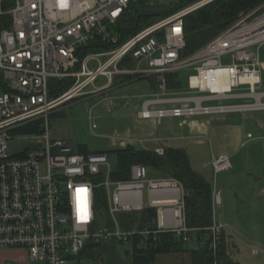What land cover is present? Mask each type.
<instances>
[{
	"label": "built area",
	"instance_id": "2783aa9c",
	"mask_svg": "<svg viewBox=\"0 0 264 264\" xmlns=\"http://www.w3.org/2000/svg\"><path fill=\"white\" fill-rule=\"evenodd\" d=\"M5 1L10 2L7 8ZM211 1L194 0L125 35L120 28L133 5L164 3L168 9V0H0V250H23L27 260L41 264H81L78 255L90 241L128 244L139 236L144 242L146 236L155 238L168 230L189 238L185 223L172 228L175 217L184 219L183 189L176 179H147V167L135 163L129 179L112 181L106 152L74 151L70 141L68 145V140H53L48 120L57 105L80 92L98 95L116 84L151 76L158 78V91L143 100L139 110L143 119L264 109L258 55L264 43V2L242 13L192 54L182 53L184 17ZM93 41L106 47L80 57L78 51ZM188 66L194 72L182 94L163 97L164 73ZM100 76L106 80L98 85ZM51 78L74 81L57 97L50 92ZM39 122L42 129L28 131L32 147L11 153L9 142L16 131L35 129L24 126ZM251 138L247 132L241 147ZM153 150L163 154L164 146ZM211 164L215 172L232 167L224 153L213 157ZM103 172L106 177L95 182ZM99 185L107 191L110 226L96 221L94 189ZM221 197V190L213 188L214 218L208 227L213 235L226 227L215 221ZM146 206L156 208L154 226L127 230L116 219L119 212Z\"/></svg>",
	"mask_w": 264,
	"mask_h": 264
},
{
	"label": "rangeland",
	"instance_id": "374dc122",
	"mask_svg": "<svg viewBox=\"0 0 264 264\" xmlns=\"http://www.w3.org/2000/svg\"><path fill=\"white\" fill-rule=\"evenodd\" d=\"M176 1L168 0L170 4ZM242 13L246 12H240L239 16ZM258 55L262 64L261 89H264V43L259 46ZM176 72L183 88L186 87L187 77L194 72V68L188 66L180 68ZM105 80L100 76L96 84L100 85ZM57 81L56 78H51L49 83L55 85ZM147 83L148 81L143 79L136 81L134 85L130 84L132 86H125V89L131 93H146L150 89ZM124 85L116 84L109 91ZM90 88L91 86H88L83 91ZM102 93L105 92H100L99 95ZM93 97V94L80 92V94L57 105L48 120L53 140L70 141L74 151L81 146L85 147L88 152L106 151L108 153L114 148H119L121 139L128 136L127 130L133 129L139 123L136 110L142 100L141 96L132 97L125 105L120 100L115 101V104L118 105L116 108L110 107L111 109L103 106L104 104L101 105ZM95 103L98 104L95 105ZM90 110H92L91 114ZM90 115H92V120H90ZM203 116L209 118V129L206 134L192 138L193 143L187 145L190 164L195 171L221 190V204L219 207H215V221L220 219L225 222V231L231 235L234 243V258L243 264H264V109L250 110L243 114L233 112ZM178 120L179 118L176 117L165 116L157 125L158 131L177 126ZM92 123L95 124V127H91ZM25 127L35 128L36 123ZM38 127L42 129L44 124L39 122ZM249 131L254 138L249 139L241 147V143ZM28 135L27 129L16 131L13 139L9 142L10 152L19 154L32 147ZM223 153H226L230 158L232 164L230 169L215 172L211 165L201 167L204 162L212 161V155L216 157ZM108 155L112 169L116 157L111 152ZM163 174L161 170L147 167V179H156L162 177ZM101 175H103L102 179L106 177L104 172ZM110 180L114 181L112 178ZM146 193L145 187L142 191L144 201H146ZM130 213H117V221H132L139 215L138 212ZM195 244L194 237L186 242L188 248L194 247ZM126 247L128 248V244H123V248ZM254 250H256L255 253ZM24 264L41 263L27 260L24 261Z\"/></svg>",
	"mask_w": 264,
	"mask_h": 264
},
{
	"label": "trees",
	"instance_id": "16d2710c",
	"mask_svg": "<svg viewBox=\"0 0 264 264\" xmlns=\"http://www.w3.org/2000/svg\"><path fill=\"white\" fill-rule=\"evenodd\" d=\"M194 0H177L170 4L165 13L142 14L136 5L132 6L133 11L123 24L122 33L130 34L150 23L155 17L164 16ZM264 0H213L202 7L188 13L183 20L184 36L186 46L182 51L183 55H189L204 45L222 29L228 27L239 18L240 12H248ZM10 2L5 1L4 8ZM5 18V17H4ZM7 18V17H6ZM121 26V25H120ZM106 45L99 41H93L81 48L78 55H83L105 48ZM169 88H180L181 81L177 72L164 73ZM73 78L58 80L57 84H50V92L57 96L64 92L73 84ZM39 123H36L35 129ZM77 151L87 153L88 150L81 146ZM106 152V151H105ZM111 152L115 155V165L110 171V178L113 180H126L130 178L131 165L135 163L143 164L152 169L161 170L167 177L176 179L183 189L184 200V223L189 229L188 239L194 237L195 246L188 248L187 240L183 238V233L178 234L176 230L159 232L155 238L151 235L140 242V237H134L129 248L125 252L133 259V264H153L158 253L171 251L189 250L192 264H242L234 259L232 248L234 246L231 235L223 229L219 234L213 235L208 228L213 223L212 205V184L204 176L196 172L189 160L185 149L165 147L163 154H158L154 150L135 148L133 145L114 148ZM107 153V152H106ZM107 153V154H108ZM102 174V173H101ZM98 174L94 180L100 182L103 175ZM94 206L96 221L104 225H112L110 216L107 191L102 185L94 189ZM138 212V216L132 221L119 222L124 229L141 228L149 224L155 225L156 208L146 206ZM120 212L118 214L130 213ZM131 214V213H130ZM118 220V219H117ZM100 243L90 241L84 250L78 255L80 259L93 257L94 248Z\"/></svg>",
	"mask_w": 264,
	"mask_h": 264
},
{
	"label": "crops",
	"instance_id": "0c3cea01",
	"mask_svg": "<svg viewBox=\"0 0 264 264\" xmlns=\"http://www.w3.org/2000/svg\"><path fill=\"white\" fill-rule=\"evenodd\" d=\"M144 79L148 81L147 84H148V87L150 88L146 93H139V94H137V92L131 93L125 89L126 88L125 86H128L130 84L134 85L136 82L135 81L133 83L126 84L120 88H116L112 91L108 90V92L102 95L94 94L93 98H96L98 103H101V105L104 104L103 106H107L109 108L117 107L118 104H115L116 103L115 101L120 100V102L123 105H125L134 96L136 98L137 96L139 97L141 96L142 98L136 110V117L138 118L139 123L135 125L133 129L127 130L128 136H126L124 139H121L120 141L121 145L119 147H124L125 145L130 144V145H133L135 148L153 150L155 146L162 145L164 146V148L165 147L183 148L187 152V149H188L187 145L190 143H193L192 138L198 137L199 135H204L208 132V129H209L208 128L209 127L208 116L206 115L207 117H205L203 115H200L199 117H195L193 115L192 117H187L183 119L180 117H176V118H179V120L177 121L178 127L174 125V127L166 128V130L162 129L161 132H159L157 125L161 123L162 119L160 120H152V118L143 119L139 116V110L141 108L143 100L147 98L148 96H150L153 91H156L157 86H158L157 76H151L149 78H144ZM140 80H143V79H140ZM140 80H137V81H140ZM166 88H167V91L163 97L179 96L180 94H182L181 92L186 89V87L182 88V85L180 86V88L179 87L169 88L167 85ZM123 95H126V96L123 97ZM101 98H103L104 100H102ZM98 103H95V105ZM157 137L161 138L160 142L155 141ZM138 143L140 144L138 145ZM213 157L214 155H212V159ZM211 162H212L211 160L206 161L202 164L201 167L203 168L205 166H210V165L212 166ZM164 177H167V176L163 175L162 177H158L156 179H160ZM152 179H155V178H152ZM212 187L219 189V187L215 184H213ZM175 193L178 194V190H176ZM181 193L182 192L180 191V194ZM169 217L171 218L170 214H169ZM217 220L225 224L223 220H220V219H217ZM181 222L184 223L183 215H182V218H178V216L175 217V221H173L174 227L172 228L179 226ZM128 248L127 247L123 248V244L115 240H106L94 248L93 257L82 258L81 264H133L132 257L125 252V250ZM234 250H235V247L233 246L232 248L233 257H234ZM255 252L256 250H254V253ZM24 261H27V258H26V253L23 250H17V249L16 250H3V249L0 250V264H24ZM153 264H192L191 254L189 250H185V252L184 251H171V252L169 251V252L158 253L154 259Z\"/></svg>",
	"mask_w": 264,
	"mask_h": 264
},
{
	"label": "water",
	"instance_id": "95a60500",
	"mask_svg": "<svg viewBox=\"0 0 264 264\" xmlns=\"http://www.w3.org/2000/svg\"><path fill=\"white\" fill-rule=\"evenodd\" d=\"M138 11L142 14L165 13L167 6L164 3H141L138 5ZM67 144L69 145L70 142L67 141Z\"/></svg>",
	"mask_w": 264,
	"mask_h": 264
},
{
	"label": "bare ground",
	"instance_id": "6f19581e",
	"mask_svg": "<svg viewBox=\"0 0 264 264\" xmlns=\"http://www.w3.org/2000/svg\"><path fill=\"white\" fill-rule=\"evenodd\" d=\"M174 200H175V198H174Z\"/></svg>",
	"mask_w": 264,
	"mask_h": 264
}]
</instances>
